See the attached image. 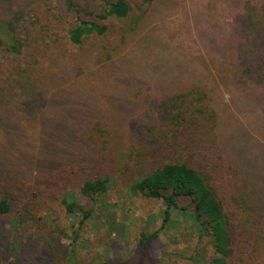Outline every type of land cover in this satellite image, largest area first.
<instances>
[{
  "label": "trees",
  "instance_id": "obj_1",
  "mask_svg": "<svg viewBox=\"0 0 264 264\" xmlns=\"http://www.w3.org/2000/svg\"><path fill=\"white\" fill-rule=\"evenodd\" d=\"M202 2L0 14V215L61 207L78 232L119 181L163 199L161 228L190 198L195 262L264 264V0Z\"/></svg>",
  "mask_w": 264,
  "mask_h": 264
},
{
  "label": "rangeland",
  "instance_id": "obj_2",
  "mask_svg": "<svg viewBox=\"0 0 264 264\" xmlns=\"http://www.w3.org/2000/svg\"><path fill=\"white\" fill-rule=\"evenodd\" d=\"M109 1L75 0L96 11ZM65 4V0H11L0 4V14L23 9L28 20H37L38 27L56 18L69 25L74 17ZM183 19L181 14L173 19V30H178L176 24ZM97 198L93 215L78 232L79 217L61 207L53 208L39 224L18 225L0 215V264H71L72 256L75 264H200L192 256L210 248L209 239L200 236L188 197L180 198L188 209L172 208L170 221L163 228L166 204L161 198L134 192L119 181H113ZM143 234L148 239H142Z\"/></svg>",
  "mask_w": 264,
  "mask_h": 264
}]
</instances>
